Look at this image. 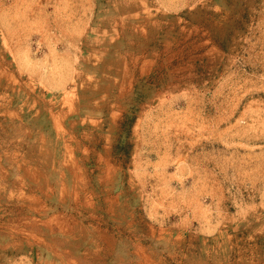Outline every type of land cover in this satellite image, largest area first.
Listing matches in <instances>:
<instances>
[{
	"label": "rangeland",
	"instance_id": "rangeland-1",
	"mask_svg": "<svg viewBox=\"0 0 264 264\" xmlns=\"http://www.w3.org/2000/svg\"><path fill=\"white\" fill-rule=\"evenodd\" d=\"M0 264H264V0H0Z\"/></svg>",
	"mask_w": 264,
	"mask_h": 264
}]
</instances>
